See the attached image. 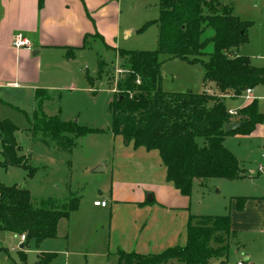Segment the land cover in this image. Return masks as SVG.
Instances as JSON below:
<instances>
[{"label":"trees","instance_id":"obj_1","mask_svg":"<svg viewBox=\"0 0 264 264\" xmlns=\"http://www.w3.org/2000/svg\"><path fill=\"white\" fill-rule=\"evenodd\" d=\"M160 3L159 19L138 31L141 34L150 26H158V50H117L123 75L118 92H115L118 97H114L110 105L112 133L125 143H132L135 150L159 152L166 168V181L182 196L191 198L196 180L245 178L244 168L224 146V141L228 136H251L258 126L264 125V114L259 111V101L251 99L239 112L242 126L226 133L225 126L230 121L225 99H238L249 90L264 87V68L253 66L249 57L232 54V49L249 42L248 31L253 23L241 20L218 0H160ZM209 30L213 35L204 37ZM209 45H213V51L207 53ZM161 55L168 56V60L202 65L205 86L214 85L217 91L214 94L162 91ZM206 56L208 61L203 60ZM105 66V61L100 60L98 79L105 73ZM88 80L94 83L93 77L88 76ZM35 100L36 110L28 131L45 143L52 141L56 149L72 152L74 138L98 132L81 127L77 122H64L59 114L49 116L43 108L45 102L52 101L46 90H38ZM19 131L11 121L0 120L4 165L28 169L32 177L35 170L25 156L18 155ZM237 200V210L242 211L248 198ZM78 208L76 199L67 204L48 200L35 207L27 188L0 185V232L26 237L20 252V259L26 263L24 250L29 244L34 241L40 246L56 239L60 221L68 219ZM233 234L230 215L191 216L184 246L147 256L119 250L118 264H170L175 261L213 264V260L229 258ZM0 251L5 249L0 248ZM56 256L42 253L37 264H51Z\"/></svg>","mask_w":264,"mask_h":264},{"label":"rangeland","instance_id":"obj_2","mask_svg":"<svg viewBox=\"0 0 264 264\" xmlns=\"http://www.w3.org/2000/svg\"><path fill=\"white\" fill-rule=\"evenodd\" d=\"M223 6L232 9L235 16L241 20L253 23L248 31L249 42L238 49H232V54L246 56L253 66L264 68V0H218ZM105 9L108 12L100 18V29L103 30L104 48L102 42H89L85 50L76 53L73 61V74L61 68L62 62L56 59L52 69L42 67L33 73L25 63L20 70L19 86L37 84L50 86L47 90L51 102L44 103V110L49 116L60 115L64 122H77L79 126L97 133L74 138L72 152L53 149L52 141H43L41 137L33 136L28 129L30 120L36 110L33 88L20 87L3 90L0 97V120H9L20 131L17 142L20 150L18 155L25 156L33 168L34 175L29 176L28 169L16 166H5L2 154L3 146L0 140V185L4 187L19 186L27 188L35 207H40L48 200L58 204L71 203L76 199L79 208L72 212L68 219L61 220L58 226V237L43 242L37 246L31 242L24 250L27 262L20 259L22 244L20 236L0 232V264H37L42 253H54L56 258L51 264H118L119 257L106 255L109 243V217L107 210L93 207L95 200H106L110 203V191L115 183L127 184L137 178L129 170L115 176L114 165L120 150L117 149L115 136L112 133V114L110 105L118 92L117 86L122 78V65L117 56V50L155 52L159 48L158 26H150L144 33L138 31L147 23L160 17V0H107ZM206 11V10H205ZM102 13V11H101ZM101 15V14H100ZM213 35L208 31L204 37ZM213 51L209 45L206 52ZM33 57V56H32ZM34 61L42 58L33 57ZM105 61V73L97 78L98 63ZM208 61L209 57L203 58ZM163 62L161 89L168 93L191 91L202 94L212 87L205 86L204 68L200 64L190 65L181 60H168L161 55ZM25 65V66H24ZM10 70L12 67L10 65ZM121 71V72H120ZM16 74V70L11 75ZM88 76L94 77L90 83ZM73 83V89L71 84ZM213 88V87H212ZM43 89H48L43 88ZM216 90V89H215ZM259 101V111L264 114V87H258L251 95ZM247 95L238 99L226 97L225 105L229 111H237V116L229 115L230 123H240V110L248 103ZM202 143V140L199 141ZM224 146L240 161L241 166L253 175V182L227 181L212 179L194 181L191 196V216H225L232 214L229 207L230 197L247 198V196H264V173L259 167H264V125L259 126L251 136H229ZM108 166L107 171L93 172L99 165ZM136 182V180H135ZM263 239L261 236L256 237ZM243 242L252 237L242 236ZM255 241V240H253ZM233 250L227 260H213V264H238L243 261V251ZM258 241L251 248H246L256 264H264V249ZM245 244V243H244ZM47 250V251H45ZM108 254V252H107ZM170 264H183L172 262Z\"/></svg>","mask_w":264,"mask_h":264},{"label":"crops","instance_id":"obj_3","mask_svg":"<svg viewBox=\"0 0 264 264\" xmlns=\"http://www.w3.org/2000/svg\"><path fill=\"white\" fill-rule=\"evenodd\" d=\"M106 1L0 0V97L3 90L9 88L31 87L34 98L38 90L54 89L46 86L47 84L30 86L26 83L19 86L21 75L18 67L22 63L28 64L29 69L37 73L43 61L46 68L52 69L55 60L58 59L62 62L61 68L74 75L72 64L77 59L76 53L85 50L89 42H102L104 48H107L103 30L100 29V18L108 12V7L105 9L108 3ZM17 34H23L31 41L32 50L13 47V40ZM36 52L38 54L34 55ZM32 56L42 59L35 62ZM15 70L16 74L11 75ZM73 86L72 83L71 89ZM46 87L48 89H43ZM212 87L207 90L209 94L217 91L214 85ZM115 140L117 149L120 150L118 158L121 159L114 165L113 173L118 176L122 171L129 170L137 178L134 181L129 180L127 184H124L126 180L121 185L115 183L110 191V203L106 200L101 201L107 203L106 207H95L94 202L99 200L93 202L94 208L103 210L110 208L106 255L118 258L119 250L146 256L157 255L169 248L184 246L191 217V198L182 196L173 184L166 181V168L159 152L135 150L132 143L126 144L122 138L115 137ZM107 169L108 166L106 171ZM244 171L245 178L235 182L254 181V174L250 175L245 168ZM149 195L153 197L152 202L148 201ZM238 198L231 196L229 203V207H233L231 209V229L234 233L232 240L235 241L233 247L238 252L243 251L245 264H256L246 248H251L250 246L261 241L259 245L264 249V196H247L248 200L242 211L237 210ZM244 234L252 237L251 244L250 241L243 242ZM258 236L263 239L256 238ZM19 243L23 244L21 237Z\"/></svg>","mask_w":264,"mask_h":264},{"label":"built area","instance_id":"obj_4","mask_svg":"<svg viewBox=\"0 0 264 264\" xmlns=\"http://www.w3.org/2000/svg\"><path fill=\"white\" fill-rule=\"evenodd\" d=\"M13 47L16 49H27V50H32L33 46L32 43L29 39H27L23 34H17L13 40ZM121 72V71H120ZM123 73V72H121ZM253 93V91L249 90L247 91L246 95H247V100H251L253 99V97L251 96ZM229 115L231 116H237L238 112L237 111H229ZM260 173H264V167L261 166L259 168ZM94 206L95 207H106L107 203L106 202H101V201H96L94 202ZM26 240L25 236L21 237V243H24ZM239 264H245V262H241Z\"/></svg>","mask_w":264,"mask_h":264},{"label":"water","instance_id":"obj_5","mask_svg":"<svg viewBox=\"0 0 264 264\" xmlns=\"http://www.w3.org/2000/svg\"><path fill=\"white\" fill-rule=\"evenodd\" d=\"M38 53H34V55H37ZM242 126V123H228L226 124L225 126V132L226 133H231V132H234L236 131L238 128H240ZM126 144H128L126 142ZM103 171H106V167L104 164H101L99 165L93 172L95 173H100V172H103ZM25 188V187H24ZM148 201L149 202H152L153 201V197L151 195L148 196ZM23 246L21 247V249L23 250Z\"/></svg>","mask_w":264,"mask_h":264}]
</instances>
